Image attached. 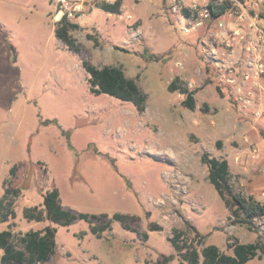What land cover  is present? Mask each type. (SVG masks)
<instances>
[{"label": "rangeland", "instance_id": "374dc122", "mask_svg": "<svg viewBox=\"0 0 264 264\" xmlns=\"http://www.w3.org/2000/svg\"><path fill=\"white\" fill-rule=\"evenodd\" d=\"M102 1L113 0H70L68 8L0 0V196L4 182L19 189L15 217L0 230L54 226L57 249L46 264H158L170 254L168 264H177L174 230L199 252L212 244L232 254L226 244L234 238L264 243V216L250 228L230 218L200 159H227L233 188L264 202V117L245 111L215 66L227 47L214 22L182 30L184 10L222 0H122L120 14L98 8ZM230 1L264 27V0ZM60 9L79 25L70 31L78 54L55 36ZM241 48L233 42L226 62L236 76ZM82 62L121 67L146 94L144 109L90 93ZM175 76L194 91L193 109L168 89ZM53 187L62 206L96 216L67 226L26 220L23 209L41 208ZM114 213L125 214V224L112 219L91 233L90 224ZM243 264H264V254Z\"/></svg>", "mask_w": 264, "mask_h": 264}, {"label": "trees", "instance_id": "16d2710c", "mask_svg": "<svg viewBox=\"0 0 264 264\" xmlns=\"http://www.w3.org/2000/svg\"><path fill=\"white\" fill-rule=\"evenodd\" d=\"M121 3L122 0L102 1L96 6L105 12L120 14ZM231 6L230 0L211 1L207 4L214 17L220 16ZM184 12L188 14L187 10ZM78 27L76 22L68 19L66 13L60 16L54 27L57 39L73 54L79 53L80 46L70 31ZM82 66L87 73L86 82L90 93L95 95L105 93L121 101L131 103L137 111L144 109L146 94L140 89L135 79L126 76L121 67L95 66L87 62H82ZM167 87L170 91H178L183 95L182 105L188 109L195 107L194 91L184 84L178 76H175ZM200 159L206 164L207 179L223 201L230 218L250 228L254 219L264 216V202L258 201L252 195H244L231 185L227 159L208 156L207 153H202ZM14 172L15 166H12L9 169V175L13 176ZM4 184V190L0 196V222L15 217L14 203L19 195L18 187L6 185V182ZM102 215L106 216V213ZM95 216V214L86 212H75L62 206L56 187L42 194L41 208L28 206L23 209V217L28 221L46 219L51 223L63 226L69 225L76 219L89 221L90 217ZM126 218L125 214L114 213L110 219L102 224H90L89 230L93 234H99L109 228L112 219L125 224ZM182 234V231L174 230L173 237L169 238L171 245L180 256L177 264H199L200 257L201 264H243L255 256L260 257L261 253L264 254V243L260 240L244 243L237 238L228 241L226 244L227 248L232 250V254L225 253L212 244L204 245L199 252L193 246L187 245L185 240H181ZM55 235L56 228L49 224L41 229L28 230L20 235L13 234L10 229L0 230V264H46L57 249ZM172 258L171 254L163 256L158 264H168Z\"/></svg>", "mask_w": 264, "mask_h": 264}, {"label": "built area", "instance_id": "2783aa9c", "mask_svg": "<svg viewBox=\"0 0 264 264\" xmlns=\"http://www.w3.org/2000/svg\"><path fill=\"white\" fill-rule=\"evenodd\" d=\"M52 1L64 8L70 6V0ZM235 5L236 8L230 7L217 17L211 14L208 7L197 12L195 7L191 6L186 15L187 22L182 26V30L189 32L201 28L207 21L214 22L217 28L216 34L218 37L220 34L225 37L224 45L227 47L221 51L222 56H226V58L214 56L220 58L215 62V66L222 71V75L226 79L225 82L235 89L245 111L260 118L264 117V27L260 24V19L246 13L240 3L236 2ZM171 7L175 10L177 4L172 3ZM59 13L63 14L62 9L59 10ZM57 15L56 19L58 20ZM232 21H234L233 26L227 27V24ZM233 42L236 46L241 44L242 47L240 50H242L243 62L239 76H236L234 64L226 65L227 58L235 53V50L231 49Z\"/></svg>", "mask_w": 264, "mask_h": 264}, {"label": "crops", "instance_id": "0c3cea01", "mask_svg": "<svg viewBox=\"0 0 264 264\" xmlns=\"http://www.w3.org/2000/svg\"><path fill=\"white\" fill-rule=\"evenodd\" d=\"M186 15H187V14H186ZM55 19H56V17H55ZM233 22H234V21L229 22L227 27H230V26L232 27V26H233ZM261 125H263L262 129H263V131H264V124H261Z\"/></svg>", "mask_w": 264, "mask_h": 264}, {"label": "bare ground", "instance_id": "6f19581e", "mask_svg": "<svg viewBox=\"0 0 264 264\" xmlns=\"http://www.w3.org/2000/svg\"><path fill=\"white\" fill-rule=\"evenodd\" d=\"M169 154V153H168ZM175 154H169V156L171 157V158H174V157H176V156H174ZM175 159V158H174Z\"/></svg>", "mask_w": 264, "mask_h": 264}]
</instances>
